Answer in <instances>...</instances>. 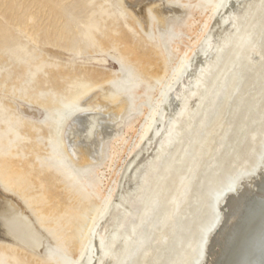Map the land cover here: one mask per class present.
Here are the masks:
<instances>
[{"label": "rangeland", "instance_id": "rangeland-1", "mask_svg": "<svg viewBox=\"0 0 264 264\" xmlns=\"http://www.w3.org/2000/svg\"><path fill=\"white\" fill-rule=\"evenodd\" d=\"M163 1L176 13L162 21L163 3L153 0L144 6L145 23L127 0H0V186L45 238L40 253L1 239L0 264H89L94 231L114 207L117 227L106 250L119 246L117 235L125 238L120 264H198L217 199L233 180L257 171L264 151V59L253 71L245 54L253 46L264 51V0H256L247 21L248 0L238 6L242 25L209 77L205 100L169 154L159 156V133L182 105L176 89L206 65L200 56L224 28L226 4ZM97 93L103 104L125 103L123 121L101 160L79 165L65 127L92 108ZM142 158L147 161L129 190L127 177ZM242 183L239 195L253 187ZM222 205L227 213L228 200Z\"/></svg>", "mask_w": 264, "mask_h": 264}, {"label": "bare ground", "instance_id": "bare-ground-1", "mask_svg": "<svg viewBox=\"0 0 264 264\" xmlns=\"http://www.w3.org/2000/svg\"><path fill=\"white\" fill-rule=\"evenodd\" d=\"M151 1L153 0H127V3L130 6L135 7L136 13L146 23L147 20L144 12V6L146 3ZM158 1L163 3L158 11L162 21H165L169 15L176 13V10L169 8L163 0ZM243 1L245 0H235L237 5L235 7H231L229 6L230 0H226L224 8L221 10L224 15L220 17V19L225 22V25L223 26L224 28H222L223 30L217 36V41H213L214 38L211 39L207 43L205 52H203L200 56V58L206 61V65H204L202 69L195 72L193 81L190 83L185 82L182 84L181 88L176 89V91L178 90L177 100H180L182 105L175 113L176 115L170 122L169 126L166 127L162 132L160 131L162 134L159 133V136H161L160 139L157 138L159 142L154 148V151L157 153V155L160 156L169 154L171 148L176 145L178 139L182 135L183 130L191 124L194 112L205 100L208 92L207 82L209 77L216 69L218 63L222 61L220 58L223 54L225 55V51L227 50L226 47H228L230 43L234 41L231 39V34L237 32V30H240L242 25L241 19L237 13V9L238 6L242 5L241 2L243 3ZM245 2H247V7L242 19L247 21L251 15V12L253 11V5L256 3V0H248ZM262 47L263 46H253L249 49L248 53L245 54V57L249 63L248 69L254 71L259 68V64L264 59V51L262 50ZM254 54H257L258 57L253 58ZM190 55L191 50L187 53L185 60L181 63L178 69L179 75L184 66L187 64ZM190 85H193L194 89L191 93H188L187 91ZM100 99L99 93H97L90 100L92 108L89 111L84 110L83 112L77 114V116L73 120L71 119L65 127L64 137L67 148L71 156L79 165L86 163L88 164L91 162H99L103 156V150L105 147L104 144L106 143L107 139H111L116 136L123 121L121 116L125 108L124 102L120 103L118 106L115 105L116 107H112L108 104L101 103ZM170 105L171 108H175V106H177V104L173 102ZM157 113L158 112L156 110L152 113L147 125L143 129L141 141H144L148 136L154 125ZM135 129L136 126H133L127 130L126 134H129L132 131L134 132ZM125 139L126 137H123L115 144L112 161L118 155V153L122 151L120 145L125 141ZM153 153L154 152L149 154L153 155ZM258 158L260 159V162L257 171L253 174H247L241 180H233L230 189L227 192L222 193L217 199L216 204L217 207L219 206L218 214H215L216 210L214 209L215 212L213 213V216L206 223L205 227L211 229L206 233V235H204L205 237L202 239L203 241L201 247H198L200 250V254L198 255H201L198 264H264L263 256L257 257L258 253H264V151L259 154ZM145 160L146 159L142 158L140 161L139 159V162H135L134 166H132L131 174L127 177L129 190L136 185L138 176L137 173L142 168ZM248 169L250 170V168ZM251 171L252 170H250V173ZM256 176L258 178L260 177L259 181L254 179ZM243 180L246 181V184H252V188L254 189L248 188L249 190L247 189L248 191H245L242 195H239L237 192L236 195H233L231 203L229 206L227 205V214L229 215L226 220L225 206L222 207V203L226 199L225 196L229 192L234 191L233 184L238 182V188L242 187ZM221 188H224V186ZM115 209L116 208L114 207L108 219L106 221H102L94 231V246L89 264L123 263L121 259L122 255L125 252H128V241L125 238L117 235L116 238L119 246L115 247L109 252L106 250V246L111 242L112 235L114 234L115 228L117 227L118 214L115 213ZM222 218H225L226 220L224 226L221 227V231L217 237L210 242L212 243L211 250L209 246L208 251L205 255H203L202 249L209 232L211 233L215 228H217V224L219 223L218 220H222ZM29 219L34 221L31 217V214L20 203V201L16 197L10 196V194L2 190L0 186V240L2 239V241L4 240L7 242L22 244L27 248L40 253L42 247L44 246L45 238L38 230L35 223H31ZM202 229L204 228L202 227ZM186 242H184V244H186Z\"/></svg>", "mask_w": 264, "mask_h": 264}, {"label": "water", "instance_id": "water-1", "mask_svg": "<svg viewBox=\"0 0 264 264\" xmlns=\"http://www.w3.org/2000/svg\"><path fill=\"white\" fill-rule=\"evenodd\" d=\"M237 183H238V182H236V183L233 184V185H234V187H233L234 191H233V192H229L228 195L225 196L226 199H225V201H224L222 204L226 203L227 200H228V204H230L233 195H234L236 192H239L240 189L238 188V186H237L238 184H237ZM215 207H216L215 210H216V213H217V212H218V207H219V206L217 207V204H216ZM227 213H228V212H227ZM227 213H226V220H227L228 215H229V214H227ZM226 220H225V218H222V220H221V219L218 220L219 223L217 224V228H215L211 233L209 232V235L207 236L206 241H205V244H204L203 249H202L203 255L206 254V252L208 251L209 246H210V250H211V248H212V243H210V242L213 241V240L217 237V235H218L219 232L221 231V227L224 226ZM262 256H263V258H264V253L262 254V252L258 253V255H257V257H262Z\"/></svg>", "mask_w": 264, "mask_h": 264}]
</instances>
